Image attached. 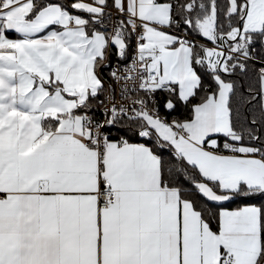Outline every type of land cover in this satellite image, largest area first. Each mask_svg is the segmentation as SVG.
<instances>
[{
	"label": "snow or ice",
	"instance_id": "obj_1",
	"mask_svg": "<svg viewBox=\"0 0 264 264\" xmlns=\"http://www.w3.org/2000/svg\"><path fill=\"white\" fill-rule=\"evenodd\" d=\"M0 264H264V0H0Z\"/></svg>",
	"mask_w": 264,
	"mask_h": 264
}]
</instances>
